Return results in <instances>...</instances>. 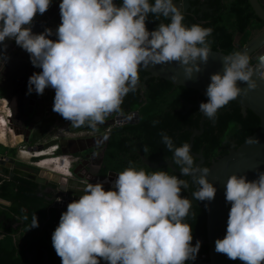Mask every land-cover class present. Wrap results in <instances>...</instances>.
<instances>
[{
    "label": "clouds",
    "instance_id": "clouds-1",
    "mask_svg": "<svg viewBox=\"0 0 264 264\" xmlns=\"http://www.w3.org/2000/svg\"><path fill=\"white\" fill-rule=\"evenodd\" d=\"M51 0H0V58L6 56V40L25 50L32 65L42 69L28 80L27 94L43 95L55 90L53 111L75 127L86 122L95 127L120 109L123 98L135 90L141 65L179 62L188 80L208 62L207 37L211 28L185 26L180 7L173 0H61V23L56 40L50 28L32 32L37 13L44 14ZM168 18L149 31L146 20ZM255 69L246 51L223 58V73H213L199 112L215 120L219 109L242 92L256 89V75L264 80V55ZM247 84V89L237 82ZM162 142L173 151V164L198 189V201L214 200L217 189L209 182L208 168L195 164L188 143L175 147L162 134ZM258 143V141H256ZM147 151V149H145ZM201 173L196 175V173ZM189 181L165 171L146 173L128 167L117 175L114 190L103 182L79 188L84 194L69 203L52 234V246L62 264H185L195 260L201 246H193L192 227L185 223L192 201L181 196ZM68 190V189H67ZM65 190V191H67ZM59 199V198H57ZM226 202L231 204L226 235L216 239L215 251L243 264H264V172L253 181L232 174L226 182ZM34 214L31 228L38 227Z\"/></svg>",
    "mask_w": 264,
    "mask_h": 264
},
{
    "label": "flooded vegetation",
    "instance_id": "flooded-vegetation-1",
    "mask_svg": "<svg viewBox=\"0 0 264 264\" xmlns=\"http://www.w3.org/2000/svg\"><path fill=\"white\" fill-rule=\"evenodd\" d=\"M174 1L181 2L182 0ZM60 3L61 0L54 2L38 18L35 25H28L33 33L39 34L45 28H50L53 35L48 38L57 39L55 32L61 23ZM221 3H223V0H189L184 12L196 11L197 16H202L204 13L211 14L217 4ZM260 25L261 23L255 21L254 24H251L248 32L253 28H259ZM5 43L7 44L6 56L8 59L0 58V108L4 109L1 111L5 116H2V126L5 128V133L4 130L2 132L7 147L12 148L19 143L24 152L29 154L27 165L31 164L36 167L33 164L39 162H42L41 164L57 163L58 166L55 165L57 168H54L57 174L73 178L75 175H80L82 179L92 180L87 184L103 182L104 188L109 190H114L113 183L112 185H107V183L114 182L120 173L112 167H119L118 169L121 171L128 167H134L137 170L143 169L146 173L165 171L171 173V175H176L179 179L189 181V187L185 190L187 198L193 204L190 190L194 192L199 186L191 183V177H184L180 174V165L171 162L174 153L169 151L162 142V134L167 129L165 127L166 120L163 118L166 104L158 103L154 105L147 103L144 91L146 89L145 81L149 77L146 76V73L143 74L139 70V82L135 90L130 91L123 98L120 109L109 114L102 124L92 127L86 122L82 126L75 127L52 110L55 90L51 87L45 89V91H50V98L44 106L46 110L43 115L40 114L41 109L35 103L36 98L25 91L28 90L29 77L33 73L41 72L42 69L32 65L29 54L17 46L14 40L8 39ZM28 111H31V114H27ZM149 113L152 115V119H150L152 122L145 123L142 121V117ZM150 123L154 124L150 125ZM160 125H164V129ZM151 130H153L152 135ZM112 133L121 138L123 143L120 146H114L110 152L107 145ZM70 139L74 141L68 142ZM77 139H80V141H76ZM175 139H177V136ZM16 140H18V143L15 144ZM64 140L67 142H64ZM179 143L173 141L175 147H179ZM39 146L41 148L37 149ZM230 148H234L231 142L226 146V152ZM192 153H199L202 156L201 149ZM35 154L39 156L38 159H35ZM32 157L35 163H30ZM10 158L12 159V168L21 169L17 166L19 160L13 157ZM195 158L196 162L198 158ZM212 160L215 159L208 160L209 164ZM204 161L205 159L202 156V161L197 166L202 165ZM103 171L104 174H102ZM108 178L111 180L109 181ZM3 180L5 179H1L0 182ZM45 184L49 189V183L46 182ZM58 225L59 222L56 227ZM54 231L55 229L50 230L51 236ZM196 241H200L201 245L205 244V239L196 238L193 240L194 245ZM200 249L196 259L192 260L191 264L207 263L206 254L201 253ZM33 257L34 253L30 258L32 261ZM47 260L51 264V260L48 258ZM39 263H42V258L36 262V264Z\"/></svg>",
    "mask_w": 264,
    "mask_h": 264
},
{
    "label": "trees",
    "instance_id": "trees-1",
    "mask_svg": "<svg viewBox=\"0 0 264 264\" xmlns=\"http://www.w3.org/2000/svg\"><path fill=\"white\" fill-rule=\"evenodd\" d=\"M116 1L122 3V0ZM149 2L154 3V0H149ZM195 12L186 11L182 13L184 16L182 23L187 27L199 24L204 28H211V35L207 37L209 47L224 54H232L238 51V48L247 38L251 24L255 23V16L248 0H223V3L217 4L211 14L204 13L202 16H197ZM161 22L170 23V20L164 17L156 19L149 14L146 27L151 30L158 27ZM145 85L144 96L147 103L166 104L163 118L166 120L165 127L168 130L166 129L164 134L169 136L172 141L180 142L179 147L188 143L190 133L198 128L202 119V131L193 136L191 146L192 152L201 149L205 161L199 166L200 168H207L208 160L224 155L226 153L225 148L230 142L235 148L258 126L257 116L248 109L245 110V114H242L238 104L234 101H230L226 106L219 109L215 120H212L199 112L201 102L206 103L208 101L205 93L197 94L194 89L173 85L157 77H149L145 81ZM150 119H152L150 113L142 117V121L145 123L152 122ZM153 124L150 123V125ZM160 126L164 129V125ZM152 134L153 130H151ZM176 136L177 139H175ZM122 143L121 138L112 133L107 146L111 152L114 146H120ZM118 168L112 167V169L122 172ZM167 173L171 175V173ZM39 185L17 176L0 182V198L11 202L8 209L0 207V264H28L26 251L31 252L32 250L34 251L33 261L36 264L42 258V249L46 250L47 258L51 260V264H62L61 258L52 246L50 234V230L56 229L59 220L56 215H53L47 223L41 225V221L45 217L46 203L42 204L35 197L36 191L40 189ZM186 193V190L182 189L181 196L187 198ZM23 199L33 204L26 207L27 212H23L21 206L17 204V200ZM34 214L38 218L39 226L30 229ZM184 222L192 227L193 240L196 238L204 240L205 201H198L193 198L190 214ZM192 244L194 246L193 241ZM200 248V252L206 254V244H202ZM191 262L192 260H188L185 264H191Z\"/></svg>",
    "mask_w": 264,
    "mask_h": 264
},
{
    "label": "water",
    "instance_id": "water-1",
    "mask_svg": "<svg viewBox=\"0 0 264 264\" xmlns=\"http://www.w3.org/2000/svg\"><path fill=\"white\" fill-rule=\"evenodd\" d=\"M57 0H51L52 5ZM189 0L174 1L181 12H184L188 6ZM117 6L122 3L114 0ZM249 6L255 16V21L261 23L259 28H253L249 31L245 42L238 48V51H246L251 59L254 58L260 51L264 50V0H248ZM41 14L37 13L31 25H35ZM157 28V27H156ZM151 29L150 32L155 30ZM227 55L218 50L210 49L209 59L206 64L200 63L201 71L194 73L191 80H188L185 75L184 67L179 62H170L160 65H148L144 67L141 65L139 70L146 73L148 77H157L170 82L173 85L183 86L194 89L197 94L206 93L207 87L210 84V76L213 73H223V58ZM255 69V68H254ZM253 79L257 82L256 89H249L242 92L235 100L238 104L240 112L245 114V110H250L258 118V126L256 130L246 136L244 140L235 148H230L227 152L219 158L212 160L209 166V173L207 179L213 183L217 189L214 200L205 203V244H206V264H243L240 260H230L226 255L217 253L215 251L216 239H223L226 235L227 220L230 212L231 204L226 202L225 190L227 179L232 175L246 176L247 180L253 181L258 178L260 172H264V80H260L258 76L254 75ZM238 87L247 89V84L244 82H237ZM26 89V93H27ZM50 91H44L43 95H37L33 91L30 95L35 99V103L41 109V115L46 110V102L49 101ZM45 101V102H44ZM31 114V111L26 112ZM202 120V119H201ZM201 120L197 129L192 130L188 138V144L191 146L193 136L198 135L202 131ZM74 140H68L71 142ZM76 141H80L77 139ZM258 141V143L256 142ZM64 142H67L64 140ZM63 142V143H64ZM39 146L37 149H40ZM35 150V149H33ZM191 154L198 158L195 162L196 166L202 161V156L198 154ZM181 174V173H180ZM201 173H196L200 175ZM23 177L28 180L36 181L38 183H49V191H51V207L57 214L60 220L61 214L65 212L66 206L74 200H78L84 193L79 188L87 185V182L92 180L82 179L80 175L70 177L60 175L57 173H49L48 171L39 170L38 175L32 174L28 171L12 168V159L5 155H0V180L11 179L13 176ZM182 175V174H181ZM47 179V180H46ZM110 181L111 179L108 178ZM68 189V190H67ZM67 190V191H65ZM106 191L109 189H105ZM54 192V194H53ZM59 198V199H57ZM63 204L59 206V203ZM50 230V229H49ZM34 251H26L28 264H34L30 259ZM49 264L47 260V252L42 249V263ZM100 264H107L103 259Z\"/></svg>",
    "mask_w": 264,
    "mask_h": 264
},
{
    "label": "crops",
    "instance_id": "crops-1",
    "mask_svg": "<svg viewBox=\"0 0 264 264\" xmlns=\"http://www.w3.org/2000/svg\"><path fill=\"white\" fill-rule=\"evenodd\" d=\"M0 128H1V130H2V128H3V126H2V118H0ZM3 135H4V133H3ZM0 144L1 145H3V146H6L7 145V142H6V139H5V136H4V140H2L1 138H0ZM5 144V145H4ZM6 155V154H5ZM6 156H8V157H11V156H9V155H6ZM48 162V161H47ZM46 162V163H47ZM42 162H39V163H35V164H33V165H36V166H42V165H39V164H41ZM19 167V166H18ZM20 168V167H19ZM57 168V167H56ZM22 170H24V169H22ZM45 170H47L49 173H57V172H55V170L54 169H45ZM26 171V170H25ZM31 173V172H30ZM34 174V173H33ZM36 175H38V173H36ZM18 177V176H17ZM19 178H21V179H25V178H23V177H19ZM7 180H10V179H7ZM26 180H28V179H26ZM47 180V179H46ZM30 181H32V180H30ZM33 182H35V183H38V182H36V181H33ZM17 183V182H16ZM38 184H40L39 186H40V189L39 190H37L36 191V193H35V197L36 198H38L40 201H41V203L42 204H44V203H46V207L44 208V210H45V214H44V220L43 221H41V225H43V224H45V223H47L48 222V219L51 217V216H53V215H56L57 216V214H56V212L54 211V209L51 207V203H52V199H51V196H50V191H49V189L47 188L48 186H47V184H42V183H38ZM17 204L19 205V206H21V210L23 211V212H27V208L26 207H30L31 205H33L32 204V202H29V201H26V200H17ZM11 205V202H10V200H6V199H2V198H0V207H3V208H5V209H8L9 208V206Z\"/></svg>",
    "mask_w": 264,
    "mask_h": 264
},
{
    "label": "rangeland",
    "instance_id": "rangeland-1",
    "mask_svg": "<svg viewBox=\"0 0 264 264\" xmlns=\"http://www.w3.org/2000/svg\"><path fill=\"white\" fill-rule=\"evenodd\" d=\"M2 116L5 117L4 114H3V112L0 110V118H2ZM2 130H4V133H5V128L4 127L2 128ZM2 130L0 128V138L2 140H4V135H3ZM5 154L6 155H9V156H11V157H13V158H15L17 160H19L18 163H17L18 164L17 166H19L21 169H24V170H26L28 172L35 173V174L39 170L44 171L46 168L54 169V168H56V166H58L57 163H56L57 164L56 165V164L51 163V162H49V164H39V165H42V167H39V166H36L35 167V166H32L31 164L30 165H27L26 163L28 161L29 154L24 152V149L22 148V146L19 143L16 144L12 148H9L7 146H3V145L0 144V155H5ZM45 155H47V154H45ZM37 156L38 155H36L35 159H38L39 158V156L38 157ZM33 159L34 158L32 157L30 163H35L33 161Z\"/></svg>",
    "mask_w": 264,
    "mask_h": 264
},
{
    "label": "built area",
    "instance_id": "built-area-1",
    "mask_svg": "<svg viewBox=\"0 0 264 264\" xmlns=\"http://www.w3.org/2000/svg\"><path fill=\"white\" fill-rule=\"evenodd\" d=\"M260 55H264V50H262V51H260L254 58H252L251 59V61H250V65L253 67V68H255L256 66H257V64H258V59H257V57L258 56H260ZM112 183L113 182H111V183H107V185H109V184H111L112 185ZM63 204H61V202L59 203V206H62ZM66 210H67V206H66ZM65 210V211H66Z\"/></svg>",
    "mask_w": 264,
    "mask_h": 264
},
{
    "label": "bare ground",
    "instance_id": "bare-ground-1",
    "mask_svg": "<svg viewBox=\"0 0 264 264\" xmlns=\"http://www.w3.org/2000/svg\"><path fill=\"white\" fill-rule=\"evenodd\" d=\"M0 104H1V101H0ZM0 110H4L2 107L0 108ZM10 131V130H9ZM18 143V140H16L15 144ZM13 146V145H12Z\"/></svg>",
    "mask_w": 264,
    "mask_h": 264
}]
</instances>
